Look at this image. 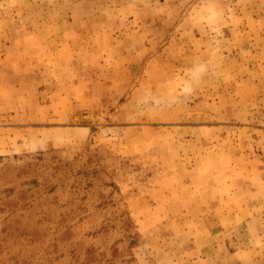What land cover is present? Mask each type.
Returning a JSON list of instances; mask_svg holds the SVG:
<instances>
[{
  "label": "rangeland",
  "instance_id": "1",
  "mask_svg": "<svg viewBox=\"0 0 264 264\" xmlns=\"http://www.w3.org/2000/svg\"><path fill=\"white\" fill-rule=\"evenodd\" d=\"M259 218L264 0H0V264H264Z\"/></svg>",
  "mask_w": 264,
  "mask_h": 264
},
{
  "label": "crops",
  "instance_id": "2",
  "mask_svg": "<svg viewBox=\"0 0 264 264\" xmlns=\"http://www.w3.org/2000/svg\"><path fill=\"white\" fill-rule=\"evenodd\" d=\"M248 225H254L256 227L255 230L250 229L249 233L247 234H241L239 236H232L230 239H227V245L229 246V254L231 256L236 254L235 246H238L239 249H243V244H245L244 249L248 250H253V244L256 242L257 238H264V229L259 230L257 226H264V219L259 218V219H254V220H249L247 222ZM254 231V232H253ZM254 249H256L254 247ZM233 252H235L233 254Z\"/></svg>",
  "mask_w": 264,
  "mask_h": 264
}]
</instances>
